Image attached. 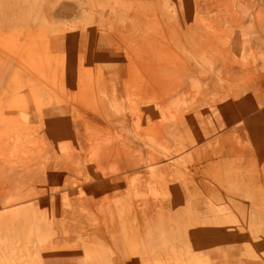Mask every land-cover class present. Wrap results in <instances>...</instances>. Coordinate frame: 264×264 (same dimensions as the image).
Returning <instances> with one entry per match:
<instances>
[{
  "label": "rangeland",
  "instance_id": "rangeland-1",
  "mask_svg": "<svg viewBox=\"0 0 264 264\" xmlns=\"http://www.w3.org/2000/svg\"><path fill=\"white\" fill-rule=\"evenodd\" d=\"M13 1L0 264H264V0Z\"/></svg>",
  "mask_w": 264,
  "mask_h": 264
},
{
  "label": "bare ground",
  "instance_id": "bare-ground-1",
  "mask_svg": "<svg viewBox=\"0 0 264 264\" xmlns=\"http://www.w3.org/2000/svg\"><path fill=\"white\" fill-rule=\"evenodd\" d=\"M226 1H227V0H226ZM229 1H230V0H229ZM236 1H237V0H236ZM236 1L234 0V2H236ZM240 1H241V0H240ZM246 1H247V2H246ZM246 1H245V2L243 1V2L246 3V4H247V3H250L248 0H246ZM200 3H201V2H200ZM200 3L198 2V3L196 4V11H197L198 9H201L202 7H204V5H201ZM227 3H228V2H227ZM239 3H240V2H239ZM240 4H241V3H240ZM242 8H243V6H242ZM144 11H147V10H144ZM150 15H152V16L154 15V16H155L156 14H154V12H151V11H147L146 13H142V12L139 13L138 11H136V12H134V14H133V18H135L137 22H141V23L143 22V23H145V24H144L145 26L150 27V26H151V25H150V22L147 21V20L149 19V18L147 19V17L150 16ZM106 17H107V16H106ZM144 17H146V19H145ZM154 18H155V17H154ZM102 19H103V16H102V17H99V18L96 19V20H97L100 24H102V23H101V20H102ZM151 19H152V17H151ZM155 19H157V18H155ZM145 20H146V21H145ZM157 20H158V19H157ZM229 20H230V19H229ZM133 21H134V20H133ZM163 21H164V20H162V23H163ZM230 21H232V19H231ZM240 21H241V20H240ZM158 22H159V20H158ZM160 22H161V21H160ZM164 22H165V21H164ZM234 22H236V21H233V23H234ZM231 23H232V22H231ZM233 23H232V24H233ZM236 23H238V21H237ZM239 23H240V22H239ZM158 24H159V23H158ZM263 24H264V22H263ZM149 25H150V26H149ZM160 25H161V24H160ZM260 25H262V24H260ZM83 26H84V22H83ZM138 26H139V25H138ZM142 26H143V25H142ZM142 26H139L138 29H141ZM156 27H158V26H156ZM161 27H162V26H161ZM161 27H160V29H161ZM167 27H168V25H167ZM186 27H187V26H186ZM158 28H159V27H158ZM158 28H157V30H158ZM163 28H164V27H163ZM171 28H173V27H172V24H171ZM188 28H189V27H188ZM263 28H264V27H263ZM79 29H80V28H79ZM51 30H52V29H51ZM164 30H165V29H164ZM179 30H180V29H179ZM62 31H63V32H66V31H64L63 29H62ZM62 31H61V32H62ZM68 31H69V30H68ZM170 31H172V30H170ZM173 31H174V30H173ZM263 31H264V29H263ZM263 31H262V32H263ZM63 32H62V33H63ZM181 32H182V31H181ZM174 33H175V32H174ZM179 33H180V32H179ZM255 33H256V32H255ZM176 34H177V32H176ZM154 35H156V34H154ZM181 36H182V35H181ZM255 36H257V34H256ZM104 37L108 38V36H104ZM153 37H155V36H153ZM262 37H263V36H262ZM106 38H105V39H106ZM106 40H107V39H106ZM263 41H264V40H263ZM146 45H147V46H153V43H152V41L148 40V42L146 43ZM228 48H229V47H228ZM107 50H108V49H107ZM229 50H230V49H229ZM226 52H228V50H226ZM229 53H230V52H229ZM229 53H228V54H229ZM219 55H220V54H219ZM262 56H263V55H262ZM218 58H219V57H218ZM263 58H264V57H263ZM220 59H221V58H220ZM263 60H264V59H263ZM171 61H172V60H171ZM147 62H150V61L147 60ZM162 63H163V62H162ZM68 64H69V63H68ZM163 64H164V63H163ZM156 65H158V64H156ZM170 65H172V64L170 63ZM180 65H181V64H180ZM224 65H225V64H224ZM224 65H223V67H224ZM261 65H262V64H261ZM178 66H179V65H178ZM246 67H248V66H246ZM67 68H68V67H67ZM165 68H166V67H165ZM187 68H188V67H187ZM224 68H225V67H224ZM249 68H250V67H249ZM62 70H63V69H62ZM62 70H61V71H62ZM247 70H248V69H247ZM247 70H246V71H247ZM249 70H250V69H249ZM249 70H248V71H249ZM251 70H252V69H251ZM261 70H263V69H261ZM61 71H60V72H61ZM64 71H65V69H64ZM150 71H151V67L149 66V67L147 68L146 72L144 73V76H143V75H140V79H142V82H143V85H142V86L140 85V87H143V89H141V90H143L144 92L149 91V90H148V89H149V86H148V84H147V81H148L150 78H148L147 75L150 73ZM246 71H245V72H246ZM248 71H247V73H249ZM245 72H244V73H245ZM251 72H252V71H251ZM65 73H66V72H65ZM155 73H160V74H162L161 72H156V71H155ZM247 73H246V74H247ZM257 73H258V72H257ZM260 73H261V71H260ZM200 74H201V73H200ZM241 74H242V73H241ZM251 74H252V73H251ZM262 74H263V72H262ZM62 75H63V74H62ZM65 75H66V74H65ZM242 75H243V74H242ZM242 75H241V76H242ZM258 75H259V76H264V74H263V75L258 74ZM63 76H64V75H63ZM63 76H61V77H63ZM142 76H143V77H142ZM200 76H201V75H200ZM57 77H58V75H57ZM254 77H255V76H254ZM20 78L24 80V77H20ZM55 78H56V77H55ZM59 78H60V77H59ZM63 78H64V77H63ZM69 78H70V77H69ZM60 79H61V78H60ZM65 79H66V78H65ZM202 79H203V78H202ZM256 79H257V78L255 77V80H256ZM261 79H263V78H261ZM47 80L49 81V79H47ZM50 80H52V79H50ZM70 80H71V79H70ZM255 80H254V81H255ZM257 80H258V79H257ZM27 81H28V80H27ZM56 81H58V80H56ZM258 81H259V80H258ZM258 81H256V82H258ZM260 81H261V80H260ZM263 81H264V80H263ZM46 82H47V81H46ZM51 82H55V81H51ZM59 82H60V81H59ZM256 82H255V83H256ZM64 83H65V82H64ZM24 84H25V83H24ZM48 84H49V83H48ZM54 84H55V83H53V84L51 83L52 86H54ZM59 84H60V83H59ZM256 84H258V86H260V88L264 85L263 82L261 83V84H263L262 86H261L260 83H256ZM256 84H255V85H256ZM259 84H260V85H259ZM21 85L23 86V84H21ZM21 85H20V86H21ZM49 85H50V84H49ZM49 85H48V86H49ZM51 85H50V88L52 87ZM63 85H64V84H63ZM251 85H252V84H251ZM253 85H254V84H253ZM253 85H252V86H253ZM55 86H56V85H55ZM64 86H65V85H64ZM158 86L161 88L160 85H158ZM245 86H246V85H245ZM15 87H16V86H15ZM218 87H219V86H218ZM223 87H224V86H223ZM246 87H247V86H246ZM255 87H256V86H255ZM255 87H254V88H255ZM263 87H264V86H263ZM86 88H87V87H86ZM214 88H215V87H214ZM254 88H253V89H254ZM15 89H16V88H15ZM15 89H14V90H15ZM51 89H52V88H51ZM60 89H61V88H60ZM87 89H88V90H93V89H91V88H87ZM155 89H157V86H156ZM14 90H13V91H14ZM67 90H68V89H65V91H63V93H64V92L66 93ZM256 90H257V89H256ZM256 90H254V91H256ZM13 91H12V92H13ZM15 91L17 92V91H19V90H15ZM60 91H61V90H60ZM251 91H252V90H251ZM67 92H68V91H67ZM213 92H214V90H213ZM217 92H218V91H217ZM261 92H262V91H261ZM14 93H15V92H14ZM242 93H243V92H242ZM259 93H260V92H259ZM262 93H263V92H262ZM262 93H261V94H262ZM67 94H68V93H67ZM67 94H66V97H67L69 94H71V93L69 92V94H68V95H67ZM178 94H179V93H178ZM208 94H209V93H208ZM208 94H207V95H208ZM261 94H260V95H261ZM11 95H12V94H11ZM17 95H19V94H17ZM220 95H221V93H220ZM243 95H244V94H243ZM246 95H247V94H246ZM255 95H256V94H255ZM215 96H216V95H215ZM247 96H249V94H248ZM258 96H259V95H258ZM218 97H219V96H218ZM241 97H242V95H241ZM260 97H261V96H260ZM263 97H264V96L262 95V99H261V100L258 98L259 102H260V101L262 102V100L264 99ZM12 98H13V97H12ZM14 98H15V99L17 98L16 95L14 96ZM71 98H72V97H71ZM71 98H70V99H71ZM163 98L165 99L166 97H163ZM250 98H251V96H250ZM256 98H257V95H256ZM15 99H13V100H15ZM70 99H69V100H70ZM72 99H74V98H72ZM164 99H163V101H164ZM251 99H252V98H251ZM165 100H166V99H165ZM258 100H257V101H258ZM71 101H72V100H71ZM250 101H251V100H250ZM73 102H74V101H73ZM76 102H77V101H76ZM76 102H75V103H76ZM196 102H197V101H196ZM246 102H247V101H246ZM254 102H256V101H254ZM14 103H17V100L13 101L11 104H14ZM69 103H70V102H69ZM80 103H81V102H80ZM171 103H173V102H171ZM204 103H205V102H204ZM239 103H240V102H239ZM19 104H20V103H19ZM19 104L17 103L16 106H18ZM73 104H74V103H73ZM85 104H86V105H84V104L81 103L80 105H84V106H86L87 108L93 107V108L96 109V111H95L96 113H98L97 111L103 112V111H101L102 109H101L98 105H96V104H94V106L92 105L93 103L90 104L91 106H90L89 104H87V102H86ZM164 104H165V103H164ZM166 104L168 105V102H166ZM194 104H195V103H194ZM197 104H201V103H198V102H197L195 105H197ZM205 104H206V103H205ZM14 105H15V104H14ZM71 105H72V104H71ZM87 105H88V106H87ZM244 105H245V104H244ZM250 105H251V104H250ZM262 105H263V104H262ZM164 106H165V105H164ZM198 106H199V105H198ZM222 106H223V105H222ZM248 106H249V105H248ZM251 106H252V105H251ZM259 106H260V104H259ZM263 106H264V105H263ZM78 107H79V104H78ZM168 107H171V106L169 105ZM203 107H204V106H203ZM49 108H50V107H49ZM93 108H92V109H93ZM156 108H157V107H156ZM237 108H239V107H237ZM249 108H250V107H249ZM249 108H247V109H249ZM252 108H253V107H252ZM263 109H264V108H263ZM39 110H40V109H39ZM80 110L82 111L83 109H80ZM103 110H104V109H103ZM170 110H171V109H170ZM170 110H169V111H170ZM202 110H203V109H202ZM206 110H207V108H206ZM225 110H226V109H225ZM261 110H262V109H261ZM40 111H41V110H40ZM40 111H39V112H40ZM204 111H205V110H204ZM243 111H244V109H243ZM253 111H254V110H253ZM95 112H92V113L94 114ZM201 112H202V111H201ZM218 112H219V111H218ZM240 112H241V111H240ZM40 113H41V112H40ZM205 113H206V112H205ZM216 113H217V112H216ZM241 113H243V112H241ZM245 113H246V112H245ZM100 114H101V113H100ZM198 114H200V113H198ZM207 114H208V113H207ZM212 114H213V113H212ZM246 114H247V113H246ZM94 115L96 116V114H94ZM94 115H93V116H94ZM98 115H99V114H98ZM102 115H103V114H102ZM201 115H204V114L201 113L199 116H201ZM253 115H254V114H253ZM93 116H92V117H93ZM95 116H94V118H93L92 120H94V119L96 120V118L99 119V117H95ZM99 116H100V115H99ZM208 116H209V115H208ZM214 116H216V115L214 114ZM243 116H244V115H243ZM203 117H204V116H203ZM258 117H259V115H258ZM201 118H202V116H201ZM201 118L199 117L198 119L200 120ZM212 118H213V117H212ZM9 119H10V118H9ZM15 119H16V118H15ZM196 119H197V118H196ZM104 120H105V119H104ZM188 120H190V119H188ZM188 120H187V121H188ZM201 120H202V119H201ZM203 120H204V119H203ZM4 121H5V120H4ZM12 121H14V120H12ZM197 121H198V120H197ZM8 122H9V121H8ZM200 122H201V121H200ZM206 122H207V121H206ZM229 122H230V121H229ZM0 123H3V121L0 122ZM5 123H6V122H5ZM9 123H10V122H9ZM26 123H27V122H26ZM73 123H74V122H73ZM204 123H205V122H204ZM17 124H18V123H17ZM76 124H77V123H76ZM108 124H109V123H108ZM207 124H208V122H207ZM262 124H263V123H262ZM28 125H29V124H28ZM28 125L26 124V126H28ZM182 125H183V124H182ZM182 125H181V126H182ZM209 125H211V124H209ZM24 126H25V124H24ZM26 126H25V128H26ZM178 126H179V125H178ZM7 127H8V126H7ZM185 127H186V126H185ZM245 127H246V129H247V133H246V135H249V137H250L251 131L253 130V129L251 130L252 126H250V125H248V123H246V126H245ZM218 128H219V127H218ZM218 128H217V129H218ZM222 128H223V127H222ZM15 129H16V128H15ZM174 129H175V128H174ZM178 129H179V128H178ZM212 129H213V128H212ZM17 130H18V129H17ZM17 130H16V132H18ZM167 130H168V129H167ZM167 130H166V131H167ZM13 131L15 132V130H13ZM13 131L11 132L12 134L14 133ZM19 131H20V130H19ZM172 131H173V129H172ZM172 131H171V132H168V133H170V135H172V134L174 133V131H175V132H179L180 130H177V129H176V130H174L173 132H172ZM249 131H250V133H249ZM11 133H10V134H11ZM166 133H167V132H166ZM171 133H172V134H171ZM254 133H255V132H254ZM12 134H11V135H12ZM228 135H229V134H228ZM234 135H235V134H234ZM232 136H233V135H232ZM232 136H231V137H232ZM234 137H235V136H234ZM227 138H228V137H227ZM236 138H237V137H236ZM239 138H241V137H239ZM198 139H199V138H198ZM198 139H197V140H198ZM203 139H204V138H203ZM217 139H218V138H217ZM218 140H219V139H218ZM226 140H228V139H226ZM215 141H216V139H215ZM234 141H235V139H234ZM229 142H230V141H229ZM188 143H189V142H188ZM193 143H195V142H193ZM216 143H217V142H216ZM218 143H219V142H218ZM232 143H233V142H232ZM240 143H241V141H240ZM190 144H191V143H190ZM210 144H211V142H210ZM233 144H234V143H233ZM244 144H245V143H244ZM184 145H185V144H184ZM208 145H209V144H208ZM212 145H213V144H212ZM216 145H218V144H216ZM248 145H249V144H248ZM232 146H233V145H232ZM232 146H231V148H227V149H228V150H230V149L232 150V148H233ZM234 146H235V144H234ZM245 146H246V145H245ZM181 147H182V146H181ZM185 147H186V145H185ZM235 147L237 148L238 146H235ZM259 147H260V146H259ZM187 148H188V147H187ZM193 148H194V147H193ZM262 148H263V147H262ZM262 148H261V149H262ZM185 149H186V148H185ZM204 149H205V148H204ZM204 149H203V150H204ZM240 149H241V148H240ZM245 149H246V148H245ZM179 150H180V149H179ZM190 150H191V149H190ZM238 150H239V149H238ZM238 150H237V151H238ZM263 150H264V148H263L262 151H260V152H264ZM232 151H235V150H232ZM235 152H236V151H235ZM198 153L200 154V152H198ZM238 153H239V151H238ZM240 153H241V154L243 153L242 150H241ZM199 154H198V155H199ZM213 154H214V153H213ZM234 154H236V153H234ZM256 154H257V152H256ZM262 154H263V153H262ZM198 155H197V157H198ZM242 155H243V154H242ZM200 156H201V154H200ZM223 156H224V155H223ZM232 157H235V156H232ZM229 159H230V158H229ZM194 165H195V162H194ZM66 167H67V166H66ZM188 169H189V168H188ZM181 171H183V170L180 169V172H181ZM4 172H5V171H4ZM183 173H184V172H183ZM183 173L180 174V175H183ZM260 173H261V172H260ZM20 175H21V174H20ZM184 175L186 176L187 174H184ZM16 177H17V176H15L14 178H16ZM60 177H61V176H60ZM65 177H66V176H65ZM181 177H182V176H181ZM262 177H263V176H262ZM19 178L21 179V177H19ZM17 179H18V177H17ZM17 179H14V180H17ZM20 179H19V180H20ZM62 179L65 180L66 178H65V179L62 178ZM62 179H60V181H61ZM262 179H263V178H262ZM63 180H62V181H63ZM23 181H24V179H23ZM21 182H22V179H21ZM22 183H23V182H22ZM24 183H25V182H24ZM20 184H21V183H19V185H20ZM19 185H18V187H19ZM61 185H62V184H61ZM20 186H21V188H22V185H20ZM25 186H26V185H25ZM16 187H17V185H16ZM21 188H20V189H21ZM56 188H60V187H56ZM22 189H23V188H22ZM62 189H63V188H61V190H62ZM12 190H13V191H10V194H11V192H14L16 189H15V190L12 189ZM25 190H26V188H25ZM56 190H57V189H56ZM21 191H23V190H21ZM58 191H60V190H58ZM17 192H18V191H17ZM17 192L15 193V195H17ZM23 192H25V191H23ZM23 192H22V193H23ZM22 193H21V194H22ZM25 193H27V191H26ZM10 194H9V195H10ZM12 194H13V193H12ZM12 194H11V195H12ZM19 194H20V191H19ZM13 195H14V194H13ZM7 196H8V195H7ZM23 196H24V195H23ZM2 197L4 198V196H2ZM2 197H1V198H2ZM12 197H13V196H12ZM20 197H21V196H20ZM1 198H0V199H1ZM25 198H26V195H25ZM4 199H5V198H4ZM22 199H23V198H22ZM1 200H3V199H1ZM20 200H21V199H20ZM20 200H18V201L20 202ZM27 200H29V198H28ZM14 201L17 202L16 199H15ZM22 201H23V200H22ZM22 201H21V202H22ZM24 201H25V199H24ZM11 202H13V201H10V203H11ZM11 204H12V203H11ZM11 204H8V205H11ZM13 204H15V202H13ZM13 204H12V205H13ZM22 204H23V203H22ZM15 208H16V207H15ZM15 208H11V211H12V209L14 210ZM18 208H19V206H17V210H18ZM9 210H10V208H9ZM10 218H11V217H10ZM12 222H13V221H12ZM8 223H9V221L7 222V225H8ZM10 224H12V223H10ZM95 244H96V243H95ZM97 245H98V244H96V246H97ZM98 246H99V245H98ZM100 246H101V245H100Z\"/></svg>",
  "mask_w": 264,
  "mask_h": 264
},
{
  "label": "crops",
  "instance_id": "crops-1",
  "mask_svg": "<svg viewBox=\"0 0 264 264\" xmlns=\"http://www.w3.org/2000/svg\"><path fill=\"white\" fill-rule=\"evenodd\" d=\"M12 2H14V1L13 0H0V14L3 13V11H4L2 4L10 3V6L12 7ZM69 9H70V11H72V10L75 11L76 6L74 5L73 9L71 6ZM11 10L13 11V9H11ZM23 10L24 9L22 7H20L19 10L16 12L17 13L16 17H12L11 20H6V19L0 18V37L4 33H10L12 31H14L15 27H18V26L23 27L24 25H27L25 23L26 18L23 16ZM59 11H61L60 6H59ZM70 17H72V16H70ZM52 20H54V19H52ZM64 20H67V18H65ZM15 21H16V23H15ZM60 21H62V19H59V22ZM53 23L55 24V22H53ZM54 36H55V40H54L55 42L53 43V45H51L49 47H50L51 53L58 54V53H60L59 50H61V46H60L61 41H62L61 34L55 33ZM56 42L58 43L57 46H56ZM3 51H5V50L2 49V47H0V87H6L7 82H10L12 80V78H14V75L17 73L16 68H21L24 70V67L19 64L18 58H14V56H12V55L8 56Z\"/></svg>",
  "mask_w": 264,
  "mask_h": 264
}]
</instances>
